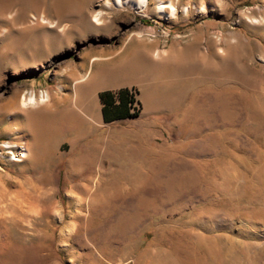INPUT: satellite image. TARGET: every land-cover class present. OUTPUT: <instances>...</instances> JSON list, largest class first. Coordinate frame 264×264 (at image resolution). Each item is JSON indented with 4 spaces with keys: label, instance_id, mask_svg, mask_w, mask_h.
<instances>
[{
    "label": "rangeland",
    "instance_id": "obj_1",
    "mask_svg": "<svg viewBox=\"0 0 264 264\" xmlns=\"http://www.w3.org/2000/svg\"><path fill=\"white\" fill-rule=\"evenodd\" d=\"M146 3L0 0V246L16 264H264V0ZM128 39L198 55L181 121L77 106L89 58ZM30 94L46 102L21 111Z\"/></svg>",
    "mask_w": 264,
    "mask_h": 264
},
{
    "label": "crops",
    "instance_id": "obj_2",
    "mask_svg": "<svg viewBox=\"0 0 264 264\" xmlns=\"http://www.w3.org/2000/svg\"><path fill=\"white\" fill-rule=\"evenodd\" d=\"M154 49L153 44L128 39L114 51L91 56L75 90V102L84 108L81 112L93 106L102 120L99 92L133 87L140 104L138 117L181 121L182 91L192 90L193 70L196 78L198 74V55L184 56L172 44L159 50L158 56L153 54ZM197 101L196 96L195 105ZM190 105L193 106L191 102Z\"/></svg>",
    "mask_w": 264,
    "mask_h": 264
},
{
    "label": "bare ground",
    "instance_id": "obj_3",
    "mask_svg": "<svg viewBox=\"0 0 264 264\" xmlns=\"http://www.w3.org/2000/svg\"><path fill=\"white\" fill-rule=\"evenodd\" d=\"M8 1H10V2L12 1V2L16 3L18 0H8ZM146 2H147V0H113V5L115 7H122L125 5H130L131 7H134L136 9H142L147 4ZM104 5L109 6L110 4L108 1H105ZM167 10H169L171 13H173L175 11V7L172 6L171 4H168V5H165L164 3L158 4L157 11L159 14L165 16ZM42 21H45L44 17H42ZM92 22L97 26L102 25L103 24V12L97 11L93 16ZM43 23H45V22H43ZM46 98H47V95L44 96V94H41L39 98H36L33 94H30L28 97L24 96L20 102L19 109L21 111L36 109V107L38 105H43L46 102ZM53 147H54V143L52 142L51 144H49V146H47L48 151H44L45 153H44L43 157H44L45 163L44 162L43 163L45 165L40 168V169H42V172L44 175L41 178L44 183H49V180H47L49 177L48 172H50L51 166L57 160V155H56L55 151H53ZM140 153H142V151H139V149L133 148L132 150H129V151H115V153L109 151V152H106L105 154L106 155L110 154V156H115L114 158L117 161L121 160L123 162L124 161L126 162V161H129L134 156H136ZM13 157H14V160L21 161V159L16 158V156H13ZM18 157H21V158L28 157V152L26 150H21ZM117 157L120 160L117 159ZM37 170H39V169H37ZM131 170L132 169L130 168L129 165H125V166H123V169L120 172H116L114 176L118 175L119 177L125 178V175ZM17 258H18L17 261H19V257H17ZM17 261L16 262L14 261V258H13V256H10V253H9V255L8 254L6 255L2 246H0V264H16Z\"/></svg>",
    "mask_w": 264,
    "mask_h": 264
},
{
    "label": "trees",
    "instance_id": "obj_4",
    "mask_svg": "<svg viewBox=\"0 0 264 264\" xmlns=\"http://www.w3.org/2000/svg\"><path fill=\"white\" fill-rule=\"evenodd\" d=\"M137 91L133 87H121L115 90L99 92L101 116L104 123H111L125 118L138 116L139 101L135 98Z\"/></svg>",
    "mask_w": 264,
    "mask_h": 264
}]
</instances>
